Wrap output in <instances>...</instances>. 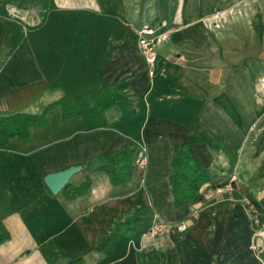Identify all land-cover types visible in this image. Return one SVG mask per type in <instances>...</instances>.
Segmentation results:
<instances>
[{
  "label": "crops",
  "instance_id": "1",
  "mask_svg": "<svg viewBox=\"0 0 264 264\" xmlns=\"http://www.w3.org/2000/svg\"><path fill=\"white\" fill-rule=\"evenodd\" d=\"M144 23L172 30L151 77L136 45ZM121 79L135 113L119 102L95 129L90 116L64 121L57 106L27 141L13 137L0 148L8 232L0 264H264V230L255 229L246 199L264 224V0H0V117L40 115L66 93ZM192 135L203 143L188 151L211 183L199 192L204 199L176 209L173 146ZM124 146L147 154V170L113 186L90 162ZM77 165L69 184L89 179L87 193L52 195L44 177ZM235 188L245 189L238 204L218 198ZM216 203L223 206L209 210ZM134 209L135 232L97 251L116 218ZM154 222L165 229L142 238Z\"/></svg>",
  "mask_w": 264,
  "mask_h": 264
},
{
  "label": "trees",
  "instance_id": "2",
  "mask_svg": "<svg viewBox=\"0 0 264 264\" xmlns=\"http://www.w3.org/2000/svg\"><path fill=\"white\" fill-rule=\"evenodd\" d=\"M257 34L262 33L260 23L255 25ZM113 47L109 49L104 60V65L110 61ZM129 82L127 79H121L118 82L100 87L86 94L76 95L66 93L60 100L47 105L40 115L29 114H14L8 117H0V148L5 147L8 141L17 137L20 140L27 141L29 138V130L31 128L44 127L48 122V113L54 107H60L62 110V118L68 121L77 117L90 116L93 120L95 129H100L105 126L104 113L107 109L123 102L127 105L131 113H135V105L129 100L127 92ZM203 143L200 138L192 135L180 145L173 146V154L170 165L172 167L169 176V186L173 199L174 208L178 209L181 204L188 199H202L199 192L205 184L211 183V179L205 169H203L191 157L188 148L191 144ZM135 148L126 146L117 151L100 156V159L105 166L102 170L107 174L110 183L113 186H124L130 180L135 172L142 176L143 171H138L135 166V160L138 158ZM226 183L212 184L209 189L216 190ZM233 183H231L232 185ZM91 186L89 179H86L81 185L73 187L68 184L62 191L63 196L67 200L76 199L87 193ZM249 203L258 210L257 204L251 200ZM123 213L116 218L108 235L103 238L95 248L97 251H102L103 248L113 242H116L121 237H129L136 230V223L140 219L138 209L128 213L122 220ZM8 239V232L0 223V243ZM67 264H86L83 257L71 259Z\"/></svg>",
  "mask_w": 264,
  "mask_h": 264
},
{
  "label": "built area",
  "instance_id": "3",
  "mask_svg": "<svg viewBox=\"0 0 264 264\" xmlns=\"http://www.w3.org/2000/svg\"><path fill=\"white\" fill-rule=\"evenodd\" d=\"M171 33H172V30L170 28H167V29L159 28L158 29L146 23L142 24L136 30L137 51L140 57L142 58L145 66L147 67L150 77L153 75L152 69L157 60L158 47L169 39V36ZM140 155L135 160V166L138 171L139 170L143 171L141 168L143 166L144 156L142 153ZM247 204L249 205L250 211L253 214H257L255 211V208L248 201H247ZM255 223H258V221L255 220ZM164 227H165L164 225L154 222L149 228V230L147 231V233L142 235V238L152 237L156 235L158 232H160L161 229H163ZM179 229L184 230L185 226L181 225ZM258 239L256 240L255 247L261 246V242Z\"/></svg>",
  "mask_w": 264,
  "mask_h": 264
},
{
  "label": "water",
  "instance_id": "4",
  "mask_svg": "<svg viewBox=\"0 0 264 264\" xmlns=\"http://www.w3.org/2000/svg\"><path fill=\"white\" fill-rule=\"evenodd\" d=\"M104 166L105 163H103L101 159L98 157L94 158L90 162V169L92 171L101 169ZM81 170L82 167L77 165V166H70L62 171L47 174L43 179L44 185L52 195H58L69 184L70 179L74 175L78 174Z\"/></svg>",
  "mask_w": 264,
  "mask_h": 264
},
{
  "label": "rangeland",
  "instance_id": "5",
  "mask_svg": "<svg viewBox=\"0 0 264 264\" xmlns=\"http://www.w3.org/2000/svg\"><path fill=\"white\" fill-rule=\"evenodd\" d=\"M146 153H144V151H143V156H144V158H143V166H142V170L146 173V170H147V166H148V158H147V154L145 155ZM139 171H141V170H139ZM135 180L137 181V179L135 178ZM143 181V179L139 182L140 184H141V182ZM143 183V182H142ZM230 191V193H231V196L229 195V196H224V197H218L219 199H234L232 202H230V203H233V204H238V202H237V199H245V197H242L243 195L242 194H244V192H245V189H243V188H235L234 190H229ZM199 195H200V193H199ZM202 196V195H201ZM197 198V197H196ZM202 199H204L203 198V196H202ZM210 199H215V197H212V198H210ZM214 203V202H213ZM227 204V203H226ZM218 206L219 207H221V206H223L222 205V203L221 204H219V203H216V204H212V206H209V210L210 209H213V208H218ZM246 207V206H245ZM247 207H248V209L250 210V208H249V205L247 204ZM255 211H256V213L257 214H253L251 211V216H253L254 215V217H253V219H255V220H258V223H255V229H257V230H259L260 232H261V230H264V224H261V219H260V216H259V211L257 210V209H255ZM260 219V220H259ZM165 228H163V229H161V231L162 230H164ZM147 233V232H146Z\"/></svg>",
  "mask_w": 264,
  "mask_h": 264
}]
</instances>
